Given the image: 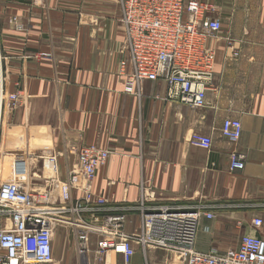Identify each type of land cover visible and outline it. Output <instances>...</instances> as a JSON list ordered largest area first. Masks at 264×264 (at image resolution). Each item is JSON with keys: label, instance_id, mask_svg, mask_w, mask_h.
<instances>
[{"label": "crops", "instance_id": "0c3cea01", "mask_svg": "<svg viewBox=\"0 0 264 264\" xmlns=\"http://www.w3.org/2000/svg\"><path fill=\"white\" fill-rule=\"evenodd\" d=\"M194 1L214 7L209 16L221 23L209 43L213 87L207 106L196 110L167 100L161 83L125 91L117 73L125 45L120 0H0L5 88L26 96L7 120V148L35 139L48 143L13 149L1 161L2 179H15L19 171L24 178L25 166L16 162L57 153L65 180L77 171L79 149L95 146L110 153L92 182L93 194L108 206L144 198L154 208L207 207L215 218L200 222V252L236 248L242 235L264 239V222L258 230L251 226L252 219L264 217V0ZM226 118L241 123L236 144L221 136ZM193 133L210 137L211 149L192 146ZM234 151L245 155L242 171L229 169ZM129 221L126 232L133 234L136 216ZM106 258L107 264H121L115 255ZM143 263L137 249L131 264ZM147 264L181 263L151 250Z\"/></svg>", "mask_w": 264, "mask_h": 264}, {"label": "built area", "instance_id": "2783aa9c", "mask_svg": "<svg viewBox=\"0 0 264 264\" xmlns=\"http://www.w3.org/2000/svg\"><path fill=\"white\" fill-rule=\"evenodd\" d=\"M120 7L125 45L117 73L125 91H137L144 83H161L167 100L194 110L205 108L215 79V55L209 43L221 31L220 21L209 16L215 8L194 0H120ZM5 59L0 54V264H54L57 226L70 228L76 256L99 264L109 254L117 256L121 264H131L137 249L143 264L151 250L169 253L181 264H264V239L258 235H242L236 248L223 253L196 250L201 220L215 218L207 207L154 208L144 198L134 205L108 206L105 199L93 194L92 182L110 153L95 146L79 149L77 171L65 180L59 177L57 153L36 160L38 175L32 174V178L41 182L40 187L28 189L14 179L3 180L1 161L13 153L3 149L4 127L26 98L21 92L6 90ZM220 132L227 142L236 144L241 123L226 118ZM189 142L205 151L212 146L211 138L200 133H193ZM244 162L242 153L229 155L232 171H242ZM30 164L35 165L33 160ZM130 215L138 221L133 234L126 232ZM262 225L261 218L251 221L254 230Z\"/></svg>", "mask_w": 264, "mask_h": 264}, {"label": "rangeland", "instance_id": "374dc122", "mask_svg": "<svg viewBox=\"0 0 264 264\" xmlns=\"http://www.w3.org/2000/svg\"><path fill=\"white\" fill-rule=\"evenodd\" d=\"M7 126L5 125L4 127V135L6 137V132H7ZM33 140V142L31 141L29 145H24V144H20V143H15L17 145V147L15 146V144H13L14 146H12L11 148H7V142H6V138L3 141V149H11V152H13V149L16 148H25V149H33L34 147L41 145L47 146L48 143L46 140H42L40 141H36ZM36 144V145H34ZM28 153V151L26 152ZM33 153V152H32ZM6 159L4 158V161ZM33 163H35L34 166H32L29 162H27V160H22L19 163V166H25L23 168V170L26 171V175L24 176V178L22 176H20V171L18 172V176L14 179V181H18L21 183H25V187H27L28 189L34 188V186L41 184V182H39V180H36L34 178H32V174L37 175L36 171L38 170V166L36 164V160L32 159ZM22 162V163H21ZM17 170H19V168H16ZM22 169V168H21ZM2 174H3V168L1 169ZM6 171L9 172V169H7L6 167ZM10 175L13 176V170H10ZM68 218V217H67ZM262 220L264 222V217H262ZM54 255H55V263L54 264H99L98 262H95L93 260H91V258H85V257H78L76 256L75 253V245L73 243V239L71 237V230L69 227H60L57 226L54 230ZM109 258L104 259V263L107 264ZM103 264V263H102Z\"/></svg>", "mask_w": 264, "mask_h": 264}, {"label": "bare ground", "instance_id": "6f19581e", "mask_svg": "<svg viewBox=\"0 0 264 264\" xmlns=\"http://www.w3.org/2000/svg\"><path fill=\"white\" fill-rule=\"evenodd\" d=\"M38 168H39V166H38ZM38 170H39V169H38ZM38 170H37V171H38Z\"/></svg>", "mask_w": 264, "mask_h": 264}]
</instances>
